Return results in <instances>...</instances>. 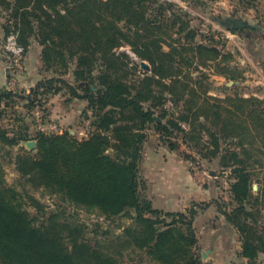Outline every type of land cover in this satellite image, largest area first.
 Listing matches in <instances>:
<instances>
[{
	"label": "trees",
	"instance_id": "trees-1",
	"mask_svg": "<svg viewBox=\"0 0 264 264\" xmlns=\"http://www.w3.org/2000/svg\"><path fill=\"white\" fill-rule=\"evenodd\" d=\"M145 1L0 0L7 15L4 34L16 29L25 51L35 37L46 69H71L76 82L75 86L53 75L21 98L32 107L41 95L49 97L65 88L69 97L87 102L83 113L89 122L83 139L69 130L35 132V155L17 154L15 167L34 187L59 192L73 205L97 209L107 218H133L135 224L123 231L127 238L123 246L133 242L161 264H207L191 252L196 208L163 216L139 189L144 186L140 161L147 131L153 128L170 149L178 148L171 138L180 136L196 153L218 157L222 170H229L234 206L222 213L239 233V255L251 264L264 252V219H260L264 161L259 158H264V109L258 108L262 102L252 96H211L205 73L193 77L191 68L207 67L221 58L224 66L217 73L236 79L240 72L229 65L231 54L194 43L196 32L175 4L150 0L145 8ZM170 29H175V38ZM125 46L137 60L120 49ZM140 60L148 63L149 71L140 67ZM14 95L0 88V119L5 111L2 101ZM31 137L27 127L12 136L0 128L3 144ZM226 141L232 148L222 147ZM32 203L35 215L23 206L22 194L5 185L0 168V264H120L96 245L90 246L81 229L60 222V211L45 217L44 205ZM196 205L206 207L202 202ZM64 230L69 232L70 246Z\"/></svg>",
	"mask_w": 264,
	"mask_h": 264
},
{
	"label": "rangeland",
	"instance_id": "rangeland-1",
	"mask_svg": "<svg viewBox=\"0 0 264 264\" xmlns=\"http://www.w3.org/2000/svg\"><path fill=\"white\" fill-rule=\"evenodd\" d=\"M159 2L173 3L177 6V9L179 8L181 12L186 13L183 18L189 20L190 28H193L196 32L194 43L198 42L215 46L221 54L230 53L229 62L234 63L232 66L237 72H240L241 65L238 61V53H242L245 49V44L247 45L248 43L243 37L244 33L252 32L259 35L257 41L253 39L254 41L252 42L257 43V48L264 46V33L260 30L247 27H242L244 30L241 28H229L219 22L227 18H237L250 24H259L264 27V0H159ZM150 5L151 1L146 0L144 7L149 8ZM167 13L168 11H166ZM6 23L7 15H5L3 9H0V88H5L15 94L12 99L8 98L1 103L5 111L0 119V128L6 130L7 135L12 136L17 130H24V127H27L28 133L32 136L27 140H34L35 145L33 148L28 149L24 144H21L22 141H26L23 139L13 145L0 142V168L3 172L5 185L14 187L16 191L22 194L23 206L32 215L36 214L32 203L34 200L44 205L45 217L50 212L60 211L61 214L58 217L60 222L81 229L90 246L96 245L102 252L111 255L120 264H161L153 258L154 255L138 247L133 242L128 246L122 245L124 240H127L123 231L126 227L135 224L133 218L129 216L107 218L97 209H87L84 206L73 205L65 201L59 192L51 193L43 186L34 187L16 169L14 160L17 154L27 152L35 155L36 139L33 138L35 132L42 130L53 133L47 129H41L45 128L47 124H55L61 132L69 130L77 138L83 139L88 135L89 122L84 119L85 114L83 113L87 102L84 106L79 101L82 99L69 97V92L65 88L55 94H50L49 97L41 95L40 99L35 101L34 106H27V101L21 98V96L29 94L30 89L40 80L55 75L65 78L75 86L76 82L73 80L71 69H68V72L59 66L53 70L46 69L40 56L42 46L35 37L30 39V44L26 51L22 47L23 51L19 57L21 68L18 70L14 65L11 55L4 47L6 36L11 31L18 36V32L12 28L8 34H4L3 25ZM8 23L13 26L11 21ZM170 30L172 31L173 38H175V29ZM120 49L126 51L128 47L125 46ZM191 55L192 53L190 52L188 56ZM133 59L137 60V58ZM248 64L250 69H254L252 57ZM222 66H224V62L219 58L214 61V64L212 63V66H198V69L191 68V76L196 77L200 74V71L204 72L207 77V79H204V82H207L210 88L208 93L214 97L223 98L227 95L243 96L245 93L249 97H257L255 88L250 87L251 83H248V85L236 83L239 80L244 81V77H241V72L236 79H228L219 75L217 70ZM250 79L254 78L251 77ZM231 81H234V84L229 83ZM227 83H229V86H227ZM225 87L228 88L225 89ZM166 106L171 108L169 103ZM34 108H39L44 113L43 121L36 120L33 113ZM258 108L264 109V101ZM182 126L185 129L187 128L185 124H182ZM171 141L178 143L177 149H170L168 142L160 140L158 135L153 132V128L149 130L142 144L141 151V162L142 159L144 160L141 163L142 165L140 164V178L144 184L143 187L139 188L141 195L149 199V186L147 179L144 177V173H148V169L144 168V166L148 162L149 154L156 153L158 156H161V152H158V150H161L159 146L165 148L168 152L173 151L175 157L182 161L186 176L192 178L193 183L199 186L200 191L208 190L210 185L213 191H208L211 193L209 197L202 195L200 199L187 201V205L184 208H182V205H175L172 209H167L163 202L157 199L152 202L149 199L152 207L161 210L163 212L161 215L163 216L165 212L186 213L190 207L196 208L197 213L191 222V228L196 241L192 245V255L200 257V261L207 264H244L235 256L234 252L238 239V231L225 219L222 213L223 210L229 211L234 206L229 192L230 183L233 182V179L229 178V170H222L219 166L218 157H203L201 156L202 153H196L194 149L182 141L180 136L171 138ZM232 146L230 141L222 143V147L232 148ZM259 158L264 161L262 156L259 155ZM254 185H256V188H254ZM214 188H218V190L215 191ZM252 189L255 192L257 183H253ZM201 202L206 207L200 209L199 205H196ZM166 219L169 220L170 217H166ZM228 224L234 228V235L232 236L230 234L232 230L228 227ZM212 228L221 232L219 235L220 240L214 246H210L209 242L212 236L209 232ZM63 236H65L64 240L70 246L68 230H64ZM228 239L229 244L226 247L225 243H227ZM202 252H205V256L202 255ZM229 253L233 254L232 257L229 256ZM251 264L259 263L255 261Z\"/></svg>",
	"mask_w": 264,
	"mask_h": 264
},
{
	"label": "crops",
	"instance_id": "crops-1",
	"mask_svg": "<svg viewBox=\"0 0 264 264\" xmlns=\"http://www.w3.org/2000/svg\"><path fill=\"white\" fill-rule=\"evenodd\" d=\"M255 25L258 27H254ZM247 28H252L255 30L257 29L264 33V27L260 26L259 24H250V26H248ZM230 35L232 36V34ZM243 37L246 41H248V43L247 45L245 44L244 51L242 53H238V61L241 64L240 72L241 77H244V81L242 82L241 80H239V82L237 81L236 83H242L243 85H248V83H251L250 87H254L256 90V98L263 103L264 46H262V48H257V43L252 42L254 41L253 39H256L255 41H257L259 37V35L255 33L246 32L243 34ZM126 51L130 53L128 50ZM130 55L132 56V53H130ZM251 57L253 58L254 69H250L248 66V62L251 61ZM211 63L213 62L211 61ZM233 64L229 62V65L232 66ZM251 77H253L254 79L251 80ZM229 83L234 84V81H231ZM229 83H227V86H229ZM243 97H249V95L245 93ZM79 101L82 105H86L85 100L82 99ZM154 118L159 121L156 116H154ZM149 130L147 131V135ZM159 149H161L158 150V152H161V156H158L156 153L149 154L148 162L144 166V168L148 169V173H144V177L147 179V184L149 186L148 197L152 202L157 199L158 201L163 202L167 209H172L175 205H182V208H184L187 205V201L195 200L197 198L200 199V196L202 195H206L207 197L211 196V193L208 192L210 190L213 191L211 185L208 190L205 189L203 191H200L199 186L196 183H193L192 178L190 176H186V171L184 170L182 161L175 157L173 151L168 152L165 148H161V146H159ZM142 162H144L143 159ZM142 162L140 161V164ZM214 189L215 191L218 190V188ZM261 214L262 217L260 219H264V207H261ZM228 227L233 231H230L231 236L234 235V228L231 225H229ZM209 233H211L212 235L209 240L210 246H214L215 244H217L218 240H220L219 235L221 232L219 230H216L215 228H212L210 229ZM228 244L229 239L227 240V243H225V246L228 247ZM241 244L242 242L238 233V239L234 250L235 256L239 258L240 261H242L244 264H248L247 259L239 255V252L241 251ZM232 255L233 254L229 253L230 257H232ZM255 261L256 263L264 264V252L259 253Z\"/></svg>",
	"mask_w": 264,
	"mask_h": 264
},
{
	"label": "built area",
	"instance_id": "built-area-1",
	"mask_svg": "<svg viewBox=\"0 0 264 264\" xmlns=\"http://www.w3.org/2000/svg\"><path fill=\"white\" fill-rule=\"evenodd\" d=\"M5 49L9 52L11 55L15 67L20 70L21 68V63L19 60V57L23 51L22 46L17 42V34H15L13 31H11L7 36H6V41L4 45ZM33 113L35 115L36 120L43 121L44 113L39 109V108H34ZM43 130L47 129L53 133H58L61 132L59 128L55 124H47L45 128H41Z\"/></svg>",
	"mask_w": 264,
	"mask_h": 264
},
{
	"label": "water",
	"instance_id": "water-1",
	"mask_svg": "<svg viewBox=\"0 0 264 264\" xmlns=\"http://www.w3.org/2000/svg\"><path fill=\"white\" fill-rule=\"evenodd\" d=\"M219 22L229 28L248 27L250 25L248 22L239 20L237 18H227L226 20H220ZM254 27H258V26L255 25ZM132 57L137 58L134 54H132ZM139 65L141 68L149 70V65L144 60H140ZM21 144H24L28 149H31L35 145V141L26 140V141H22ZM254 188H256V185H254ZM202 255L205 256V252H202Z\"/></svg>",
	"mask_w": 264,
	"mask_h": 264
},
{
	"label": "flooded vegetation",
	"instance_id": "flooded-vegetation-1",
	"mask_svg": "<svg viewBox=\"0 0 264 264\" xmlns=\"http://www.w3.org/2000/svg\"><path fill=\"white\" fill-rule=\"evenodd\" d=\"M230 25H231V23H230ZM238 28H241L242 30H244L242 27H238Z\"/></svg>",
	"mask_w": 264,
	"mask_h": 264
}]
</instances>
